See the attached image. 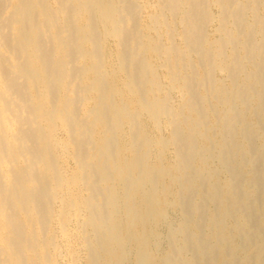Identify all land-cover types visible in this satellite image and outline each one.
Segmentation results:
<instances>
[{
	"label": "bare ground",
	"instance_id": "6f19581e",
	"mask_svg": "<svg viewBox=\"0 0 264 264\" xmlns=\"http://www.w3.org/2000/svg\"><path fill=\"white\" fill-rule=\"evenodd\" d=\"M0 264H264V0H0Z\"/></svg>",
	"mask_w": 264,
	"mask_h": 264
},
{
	"label": "rangeland",
	"instance_id": "374dc122",
	"mask_svg": "<svg viewBox=\"0 0 264 264\" xmlns=\"http://www.w3.org/2000/svg\"><path fill=\"white\" fill-rule=\"evenodd\" d=\"M151 1H153V3H154L156 0H151Z\"/></svg>",
	"mask_w": 264,
	"mask_h": 264
}]
</instances>
